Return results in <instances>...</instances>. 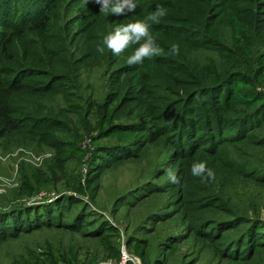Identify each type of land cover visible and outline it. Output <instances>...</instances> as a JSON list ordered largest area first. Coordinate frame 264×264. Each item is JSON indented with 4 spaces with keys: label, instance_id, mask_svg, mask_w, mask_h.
I'll list each match as a JSON object with an SVG mask.
<instances>
[{
    "label": "trees",
    "instance_id": "obj_1",
    "mask_svg": "<svg viewBox=\"0 0 264 264\" xmlns=\"http://www.w3.org/2000/svg\"><path fill=\"white\" fill-rule=\"evenodd\" d=\"M135 2V12L116 16L101 13L91 0L88 4L83 0H0V143L35 142L53 152L51 169L63 166L67 141L62 136L69 130L65 120L79 111V96L73 91L77 80L84 71L104 70L105 99L115 103L107 131L134 136V143L124 146L125 150L107 154L112 153L114 160L138 156L145 144L165 146L167 167L163 172L172 168L180 177L173 187L181 193L188 232L207 242L221 257L243 260L248 257L243 252L250 249L249 240L244 241L250 230L231 243L225 229L240 224L247 227L250 220L235 215L232 224L223 229L222 217L206 218L213 212L211 207L224 204L215 188L224 168L263 181L248 170L249 161L224 155L221 165L215 157L234 146L241 149L253 143L256 136L251 130L260 126V119L240 109L239 90L233 82L239 76L236 70L229 71L236 51L245 46L253 48L252 55L238 64L240 69L253 70L255 62L264 60V0ZM157 5L164 7L167 15L160 23L150 24V32L165 52L178 44V56L153 57L142 65L129 66L127 57L138 45L120 56L107 49L103 55L96 52L104 35L121 24L143 20ZM209 52L228 54L229 58L217 62L214 57L200 55ZM194 162H205L215 179L203 182L194 177ZM43 187L45 184L35 186L32 193ZM71 191L83 193L82 187L75 185ZM62 197L64 194L54 202L43 198L36 204L0 210V245L43 227L84 228L89 222L84 216L60 221L62 210L70 212L72 207L71 203L60 204ZM67 198L73 201L78 197L69 194Z\"/></svg>",
    "mask_w": 264,
    "mask_h": 264
},
{
    "label": "rangeland",
    "instance_id": "obj_2",
    "mask_svg": "<svg viewBox=\"0 0 264 264\" xmlns=\"http://www.w3.org/2000/svg\"><path fill=\"white\" fill-rule=\"evenodd\" d=\"M224 27L229 30V25ZM250 49L245 46V51H236L229 72L236 70L239 76L233 82L239 90L240 109L260 119V126L251 130L256 136L253 143L229 148L226 154L224 148L215 158L221 165L224 155L249 161L248 170L263 181L224 168L215 182L224 204L211 207L213 212L206 218L222 217L223 229L232 224L235 215L250 220L247 227L240 224L225 229L231 243L250 230L244 238L249 240L250 249L243 252L248 257L236 261L221 257L188 232L181 193L163 172L167 167L165 146L145 144L138 156L111 159L112 153H107L125 150L124 146L134 143V136L107 131L115 103L105 99L104 70L95 69L82 72L73 90L79 96V111L65 120L69 130L62 136L67 141L63 166L51 169L53 152L35 142L0 143V210L42 202L40 195L47 202L53 197L54 202L64 194L60 204L71 203L72 207L70 212L62 210L60 221L84 216L89 222L79 231L49 226L9 239L0 245V264H264V60L255 62L253 70L240 69L238 64L252 55ZM200 55L217 62L229 58L210 52ZM44 184L32 193L35 186ZM74 185L82 187L83 193L71 191ZM69 194L78 198L69 200ZM259 237L261 242L255 244Z\"/></svg>",
    "mask_w": 264,
    "mask_h": 264
},
{
    "label": "clouds",
    "instance_id": "obj_3",
    "mask_svg": "<svg viewBox=\"0 0 264 264\" xmlns=\"http://www.w3.org/2000/svg\"><path fill=\"white\" fill-rule=\"evenodd\" d=\"M89 2L90 0H83L84 4ZM91 2L99 6L101 13H111L116 16H126L135 12L137 8L135 0H91ZM166 15L167 10L157 5L155 11L143 20L117 26L113 31L103 36L101 44L96 47V52L103 55L107 49L112 55L120 56L130 46L138 45L134 52L127 57L126 62L129 66L142 65L146 59L153 57L178 56L180 54L178 44L173 43L168 52H165V49L156 43L150 32V24L160 23ZM191 174L201 178L203 182L215 179L214 171L208 168L205 162H194L191 165ZM166 175L170 183L178 184L180 182V177L174 169L168 168Z\"/></svg>",
    "mask_w": 264,
    "mask_h": 264
},
{
    "label": "built area",
    "instance_id": "obj_4",
    "mask_svg": "<svg viewBox=\"0 0 264 264\" xmlns=\"http://www.w3.org/2000/svg\"><path fill=\"white\" fill-rule=\"evenodd\" d=\"M52 194V193H51ZM53 195V194H52ZM40 198H45V197H42L41 195L39 196ZM48 200H53V197H51V198H48Z\"/></svg>",
    "mask_w": 264,
    "mask_h": 264
}]
</instances>
